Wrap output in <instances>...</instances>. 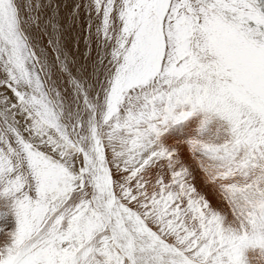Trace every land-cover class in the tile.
Returning a JSON list of instances; mask_svg holds the SVG:
<instances>
[{
	"label": "snow or ice",
	"instance_id": "snow-or-ice-1",
	"mask_svg": "<svg viewBox=\"0 0 264 264\" xmlns=\"http://www.w3.org/2000/svg\"><path fill=\"white\" fill-rule=\"evenodd\" d=\"M0 264H264V0H0Z\"/></svg>",
	"mask_w": 264,
	"mask_h": 264
},
{
	"label": "bare ground",
	"instance_id": "bare-ground-1",
	"mask_svg": "<svg viewBox=\"0 0 264 264\" xmlns=\"http://www.w3.org/2000/svg\"><path fill=\"white\" fill-rule=\"evenodd\" d=\"M213 203H215V201H213Z\"/></svg>",
	"mask_w": 264,
	"mask_h": 264
}]
</instances>
